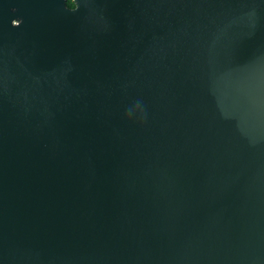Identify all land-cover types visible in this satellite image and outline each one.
I'll use <instances>...</instances> for the list:
<instances>
[{
    "label": "water",
    "instance_id": "water-1",
    "mask_svg": "<svg viewBox=\"0 0 264 264\" xmlns=\"http://www.w3.org/2000/svg\"><path fill=\"white\" fill-rule=\"evenodd\" d=\"M0 0V264H264V0Z\"/></svg>",
    "mask_w": 264,
    "mask_h": 264
},
{
    "label": "trees",
    "instance_id": "trees-1",
    "mask_svg": "<svg viewBox=\"0 0 264 264\" xmlns=\"http://www.w3.org/2000/svg\"><path fill=\"white\" fill-rule=\"evenodd\" d=\"M68 6L70 7V8H74V0H68Z\"/></svg>",
    "mask_w": 264,
    "mask_h": 264
}]
</instances>
